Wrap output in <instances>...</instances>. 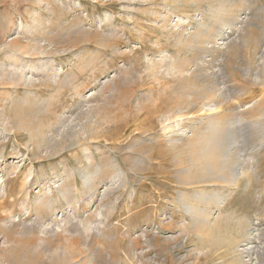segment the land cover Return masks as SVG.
Wrapping results in <instances>:
<instances>
[{
    "label": "rangeland",
    "instance_id": "rangeland-1",
    "mask_svg": "<svg viewBox=\"0 0 264 264\" xmlns=\"http://www.w3.org/2000/svg\"><path fill=\"white\" fill-rule=\"evenodd\" d=\"M0 264H264V0H0Z\"/></svg>",
    "mask_w": 264,
    "mask_h": 264
},
{
    "label": "bare ground",
    "instance_id": "bare-ground-1",
    "mask_svg": "<svg viewBox=\"0 0 264 264\" xmlns=\"http://www.w3.org/2000/svg\"><path fill=\"white\" fill-rule=\"evenodd\" d=\"M47 204H48L47 201H42V202L39 203V206H42L43 207L44 205H47ZM212 219H215V217L210 218V220H212Z\"/></svg>",
    "mask_w": 264,
    "mask_h": 264
}]
</instances>
